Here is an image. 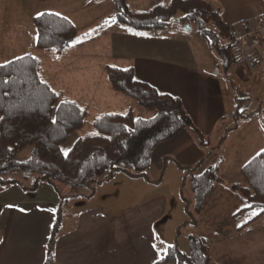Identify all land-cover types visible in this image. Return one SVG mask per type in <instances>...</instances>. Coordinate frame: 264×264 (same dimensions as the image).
<instances>
[{
    "label": "crops",
    "instance_id": "1",
    "mask_svg": "<svg viewBox=\"0 0 264 264\" xmlns=\"http://www.w3.org/2000/svg\"><path fill=\"white\" fill-rule=\"evenodd\" d=\"M38 1H19L17 7L31 10L33 6L37 7ZM160 1L163 0H129V4L133 10H147ZM216 1L222 7L223 19L232 26H238L241 21L255 26L264 24L262 0ZM90 2L93 5L98 3L104 6L103 4L108 0ZM54 4H58L60 10L63 9L60 1ZM61 14L70 18L79 29L75 17L69 15L67 11H61ZM98 16L100 15L97 13V17L95 16L91 23L92 21L109 23L106 28L108 47L105 52L108 62L104 63L103 70L105 71L106 64L120 67L133 66L138 80L155 86L160 92L180 97L196 126L208 136L209 144L201 145L193 130L186 129L161 142L154 149L147 173L150 180L161 177L159 183L120 172L99 186V197H109V200L74 198L72 203L63 208V226L55 246V259L57 264H158L160 251L168 244L160 241L159 234L162 233L163 240L165 238L170 240L166 230L174 219L171 212L178 209L184 213L180 200H168L166 194L155 193L158 187L163 185V175L168 162L171 161L179 167V165H195L204 158L201 170L215 163L218 160L217 151L214 150L207 155L210 147L216 145L211 140L212 136L214 134L215 138L220 140L226 128H229L226 127L225 121L233 118L235 110L230 111L232 105L228 109L222 78L212 71L211 57L207 52L208 43L204 46L198 38L190 36L189 31L184 30L182 25L172 24L162 29L137 33L120 22L107 21L109 17L99 20ZM18 25V30L19 28L21 30L17 32L20 35L16 38L17 41L0 43V58L15 54L17 49L24 47L28 41L35 43L36 28L35 30L32 26L27 28L22 22ZM98 34L99 32L95 35ZM260 34H262L261 40L254 39L251 44V51L258 63L255 80L246 81L236 71V76L229 75L231 81H237L249 89L250 94L253 93L254 97L258 98L259 104L252 106V111L256 113L240 119L247 121L253 118L252 127L247 134L235 136L233 163L227 166L228 157L224 158L220 167L223 181L216 185L213 192L217 187L230 186L236 181L237 179L232 181L231 178L228 181L229 174L235 173L234 176L240 174L241 167L262 150L257 148L264 146L262 145L264 116L261 115L264 113V95H261L264 82L262 66L264 33ZM94 37L80 39L77 47L83 45L84 41L93 40ZM258 46H261L263 51ZM71 52L72 48L68 53ZM130 107L133 108L132 105ZM239 127L238 124L228 132L223 144L229 140L231 133L239 130ZM122 166L128 170L132 169L130 164ZM179 169L183 171L180 167ZM116 181L140 185L136 192L137 200H117L118 197H115L108 188ZM219 189L223 194L215 198L208 197L199 213L198 224L191 225L194 229H199L205 220L222 219V212L225 213L224 217H232V214L243 206L242 200H239L240 196H236L235 191L226 193L223 188ZM236 204H239L236 207L238 209L229 208ZM58 205L59 195L47 182L39 183L35 190H24L19 184H11L0 189V264H43ZM162 222L164 229L161 228ZM201 236L209 237L211 233ZM210 253L212 259L219 264H264V225L257 226L253 231L244 234H239L235 228L234 231L221 235L212 241Z\"/></svg>",
    "mask_w": 264,
    "mask_h": 264
},
{
    "label": "trees",
    "instance_id": "2",
    "mask_svg": "<svg viewBox=\"0 0 264 264\" xmlns=\"http://www.w3.org/2000/svg\"><path fill=\"white\" fill-rule=\"evenodd\" d=\"M112 1L115 12L107 20L118 21L137 33L172 24H195L209 48L219 55L225 73L228 74L235 65L236 73L245 79L237 54L236 33L247 28V23L241 21L238 26L227 23L218 1L163 0L147 10H133L129 0ZM33 22L36 28L35 45L41 51L54 52L59 56L66 54L79 35L77 25L56 12L44 11L34 16ZM261 36L259 33L254 39L261 40ZM43 64L31 52L0 63V189L19 184L24 190H35L41 182L55 188L59 205L43 264H57L55 246L63 226V208L69 199L83 195L82 189L95 194L96 186L120 172L159 183L161 177L150 180L147 173L152 153L158 144L186 129H192L203 146L209 144V139L196 126L180 97L160 92L155 86L138 80L133 66L106 64L105 73L111 88L153 110L155 114L150 118L139 117L132 107L125 111L100 112L92 119L93 130L78 136L65 151L63 145L72 134L89 123L90 105L69 97L63 90L55 89L45 78ZM246 98L236 92L235 125L226 128L207 155L221 149L228 132L237 127L240 119L256 113L243 108ZM27 147L31 148L29 156L22 159L20 154ZM203 162L204 158L195 165H179L193 191V200H187L181 190L185 211L191 215V220H185L182 226L198 224L194 214L201 212L208 196L223 181L220 175L223 156L198 172ZM123 164L132 165V169L128 170ZM15 173L32 177V184L24 185L17 177L1 178ZM61 184L68 185L70 192L63 194ZM230 188L239 192L245 201V205L232 214L236 231L244 234L264 225V220L258 222L264 218V149L241 167L239 180L232 182ZM213 240L191 234L186 251L176 241L160 251L157 263L219 264L211 257Z\"/></svg>",
    "mask_w": 264,
    "mask_h": 264
},
{
    "label": "rangeland",
    "instance_id": "3",
    "mask_svg": "<svg viewBox=\"0 0 264 264\" xmlns=\"http://www.w3.org/2000/svg\"><path fill=\"white\" fill-rule=\"evenodd\" d=\"M19 1L25 2L26 0H17L14 2L12 0H0V43L2 44L11 41L13 42L17 41L16 38L20 36L19 34H17V32L21 30V28H19L18 30L17 27H19L18 24H20L21 22L25 27L29 28L30 26H32V28L35 30V25L33 22V18L31 19V16L33 15L34 17L44 11H52L59 14H61V11H67L68 13H70L69 15L75 17V19H77L78 21L76 22L78 23L79 34L81 35H79L78 39L73 43L71 53H67L65 55L59 56L54 52L41 51L36 48L35 43L32 44L28 41V44H26L21 49H17V52H15V54H9L7 56L0 58V63H4L7 61V59L16 57V55L20 56L21 53L26 54V52L27 53L31 52L35 55L37 53L38 54L37 56L44 63L43 65H44L45 78L50 81V83L55 89L63 90L66 95L74 99H77L80 102L87 101V103H89L90 105L89 123L83 129L76 131L72 134L68 142L65 145H63V149L65 151H67L72 146V144L74 143L75 139L78 136L84 135L87 132L93 130L92 119L96 114L100 112L115 111V110L125 111L127 108H129L132 105L136 115L139 117L150 118L155 114L153 110L140 105L134 99L115 92L108 83L105 71L103 70L104 63L108 62L105 52L108 47V36H107L106 28H108L109 23L107 24L106 22L103 24L102 22L98 23L100 21L98 22L92 21L91 23V20L97 17V13L98 15H100L98 16L100 18H97L99 20H101V18L103 19L104 17L111 18L110 16L113 15L115 12V8L112 0H108L106 4H103L104 6H101L98 3H95L93 5V3L90 2L91 0H64L63 4H62L63 0H49L45 2L38 1L39 3L37 7L33 6L31 10L29 9L22 10L21 8H18L17 3ZM59 1L63 6L62 10H60L61 7L58 4H54V3H59ZM87 24L89 25L85 26ZM185 25L182 27L184 28V30L189 31L190 36L198 38L204 46H207L206 39L197 31L195 24L190 25L192 27L191 30L185 28ZM98 32L99 34L95 35ZM91 36H95L93 40H90ZM86 38L87 39L90 38V39L88 41H84V44L78 48L77 44L79 43V40L80 39L83 40ZM35 42H36V38H35ZM258 47L261 51H263V48L261 46ZM207 50H208L207 52L210 54L209 57H211L210 63L212 64L211 65L212 71L215 74H217L220 78H222V85H223V89L225 90V97L227 98L228 109H230L231 105L232 106L230 111H234L236 109V104H237L236 92L238 91L241 97L247 96V98L244 100L245 103L243 104V108L247 109V111H252L253 104H259V102H257L258 98L254 97L253 93L250 94L249 89L240 85L239 82L231 81V79L229 78V75L236 76L235 65H233L229 69L228 74H226L221 59L219 55L216 53V51L210 48ZM262 66L264 71V62L262 63ZM255 78L256 75L253 81L255 80ZM245 79L246 81H249L248 78L245 77ZM261 95H264V82L261 88ZM261 115L264 116V113H262ZM252 120L253 118L247 121L241 120L240 123L238 122L240 126L239 130L236 131L235 133L234 132L231 133L229 140L225 144H223V147L221 149L216 150L217 151L216 157L218 159L220 156H223L224 158L228 157L229 161L227 163V166H231L233 163L232 160L234 158V153H235L234 150L236 147L235 136L247 134L252 127V122H253ZM225 123H226V127H232L233 125H235V121L232 117L226 120ZM220 129L221 128H219V130ZM215 136L216 135L213 134L211 140L214 141L215 144H217L219 138H215ZM260 147L262 148H257V150L263 149L264 146H260ZM30 150H31L30 147L25 148L21 152L20 157L22 159L27 158L29 156ZM201 171L203 170L201 169L198 170V172ZM234 175L235 173L229 174L228 181L229 178H231L232 181L235 179L239 180L238 178L239 173H237L236 176ZM11 177L19 178L21 182L27 186H30L33 181L32 177L27 178L22 173H15L13 175L3 176L1 178L8 179ZM157 177L159 176H156V178ZM184 177H185L184 171H181L179 167L175 165V163L171 161L168 162V166L163 175V185L161 187H158V190L155 193L157 194L164 193L166 194L168 200H180L182 202L184 213H181V211H179L178 209L173 210V212H171L172 219L173 218L174 219L172 220L169 228L166 230L168 231L170 240L168 238H165L163 240L162 233L159 234V239L161 242L163 241L168 242L167 245L173 244L177 241L180 248L186 251L188 249V239L191 234L201 236L202 234L208 235V233L209 234L211 233V236L209 237L215 240L219 238L221 235L229 233L230 231H234L236 228V222L230 216L224 217L225 213L222 212L223 214V215L221 214L222 219L220 220L211 219L207 221L205 220L204 223L200 225L199 229H194L191 225H189L188 227L182 226L185 220H191V215H188L185 211V206H184L185 201L181 195V190H182V194L187 200H193V191H192L191 183L189 179L185 180ZM99 186L101 185L95 187L96 189L95 194L91 195L90 194L91 190L82 189L81 193H83V195H80L76 198L79 199L83 197H89V198H93L92 200H109V197L108 198L99 197L98 195L100 191ZM139 187L140 185L135 183H124V182L116 181L115 183H113V185H111V187L108 188L111 189L110 192L115 197H118L117 200H137L136 192L138 191ZM60 188L63 194L70 192V187L68 185L61 184ZM219 188H223L224 192L226 193L233 191L231 190L229 185H222V187H217L216 191L212 192L209 196L215 198L218 197L220 194H223V192H221V189ZM235 194L236 196H240L239 200H242L243 203L242 205L244 206L245 201L242 195L236 191ZM72 200H74V198L69 199L67 205L70 204V202L72 203ZM211 200H215V199H211ZM238 205L239 204H236L229 208L235 209ZM212 212L213 211H211V213ZM194 217L197 220H199L200 218L199 214L196 215L194 214ZM263 220L264 218L260 219L259 223L262 222ZM255 224L256 222L253 223V225ZM161 228L164 229V222L161 223ZM167 245L164 247V249L167 247Z\"/></svg>",
    "mask_w": 264,
    "mask_h": 264
},
{
    "label": "built area",
    "instance_id": "4",
    "mask_svg": "<svg viewBox=\"0 0 264 264\" xmlns=\"http://www.w3.org/2000/svg\"><path fill=\"white\" fill-rule=\"evenodd\" d=\"M264 2V0H262ZM264 33V24L255 26L251 23L247 24V28H242L236 33L237 54L241 62L244 77L253 80L257 70L258 63L255 55L251 51V44L255 35Z\"/></svg>",
    "mask_w": 264,
    "mask_h": 264
},
{
    "label": "water",
    "instance_id": "5",
    "mask_svg": "<svg viewBox=\"0 0 264 264\" xmlns=\"http://www.w3.org/2000/svg\"><path fill=\"white\" fill-rule=\"evenodd\" d=\"M185 28H188V29H190V30L192 29V27L190 26V24H186V25H185Z\"/></svg>",
    "mask_w": 264,
    "mask_h": 264
}]
</instances>
